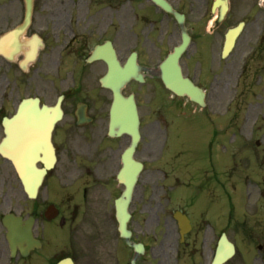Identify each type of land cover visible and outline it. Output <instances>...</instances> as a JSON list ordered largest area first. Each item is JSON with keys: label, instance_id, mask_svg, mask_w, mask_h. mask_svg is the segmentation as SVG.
<instances>
[{"label": "flooded vegetation", "instance_id": "flooded-vegetation-1", "mask_svg": "<svg viewBox=\"0 0 264 264\" xmlns=\"http://www.w3.org/2000/svg\"><path fill=\"white\" fill-rule=\"evenodd\" d=\"M58 1H46L45 9L34 5L29 26L15 34L25 6L20 0L0 2V264H62L68 258L75 264H213L221 238L234 245L226 261L224 246L222 264H264V170L253 180L240 172L233 181L225 160L215 163L199 146L189 176L183 175L181 101L159 78L149 97V75L156 71L133 46L134 33L140 34L135 29H155L171 41L181 28L176 17L153 0ZM166 1L185 15L193 40L194 29L214 23L215 0ZM39 11L48 20L35 19ZM39 37L44 44L37 59L24 64ZM111 50L122 63L136 53L142 66L144 80L132 79L123 88L126 96L135 95L140 114L136 146L111 119L113 91L101 82L109 70L101 55L111 58ZM198 54L208 61L210 47ZM191 76L199 84L210 81L208 73ZM19 110V119L31 120L18 124L16 133L35 160L29 190L1 152L6 118ZM263 149L260 141L257 157ZM130 150L142 168L127 206V240L119 232L117 200L126 189L120 172ZM7 218L14 220V245Z\"/></svg>", "mask_w": 264, "mask_h": 264}, {"label": "rangeland", "instance_id": "rangeland-1", "mask_svg": "<svg viewBox=\"0 0 264 264\" xmlns=\"http://www.w3.org/2000/svg\"><path fill=\"white\" fill-rule=\"evenodd\" d=\"M46 1L53 6L60 4L58 0H36L35 5L45 9L42 6ZM35 19L48 20L42 11L37 13ZM240 21H245V27L236 47L229 57L222 59L220 53L225 32ZM209 26L194 29L199 40L188 49L183 64H186L191 71H195L198 76H202L204 72L208 73L207 79L210 81L206 88L210 93L208 102L210 112L213 114L209 117V126L217 128L218 133L216 134L214 130L208 136L207 125L193 126L195 116L191 111L188 112V116L180 115V121L186 126V129L181 131L180 139L182 141L186 138L187 143L180 148L179 163L183 167L190 164L195 146L204 142L203 150L213 153L215 162L225 159L231 180H236L240 172L247 175L249 180H253L257 170H264L263 156L261 155L260 158L256 156L254 145L249 146L243 134L249 140L251 138L255 140L262 121L261 130L264 129V1L230 0V11L225 21L220 25H214L211 28V35H208ZM135 32L140 34L138 36L134 33L133 46L138 47L147 61L156 65L160 50L157 45L161 46V37L157 35L159 31L149 28L135 29ZM204 45L210 47L208 61L199 60L198 53ZM164 47L162 50H165L167 45ZM153 84L154 82H150V99L154 95ZM182 106L191 109L195 105L184 102ZM246 120L248 121L244 126ZM260 138L264 145V135ZM207 139L208 141L205 142ZM188 168L183 169V175H189L184 172Z\"/></svg>", "mask_w": 264, "mask_h": 264}, {"label": "water", "instance_id": "water-1", "mask_svg": "<svg viewBox=\"0 0 264 264\" xmlns=\"http://www.w3.org/2000/svg\"><path fill=\"white\" fill-rule=\"evenodd\" d=\"M158 4L162 5L166 9H170V7L167 6L164 0H155ZM26 4L28 7L27 15H26V25L30 21L31 17V10L33 5V0H26ZM228 10L227 0H225V7L222 10L221 16L226 14V11ZM175 15L179 18V20H183L184 16L175 12ZM25 28V27H24ZM23 28V29H24ZM243 28V23H240L238 26L230 28L229 31L226 34V41L224 44V56L227 55L231 49L233 48L235 41L239 34L241 33V30ZM183 42L181 45L175 47L174 51L171 52L168 57L161 63L160 65V75L165 83V85L171 89L173 92H175L178 95H187L192 101H195L201 105L205 104L204 98L205 93L201 88L196 86L188 77H185L182 73L181 66H180V57L184 50L186 49L189 41V36L186 33V30H183ZM113 69V75L111 74L106 75L103 78V85L108 86L112 88L115 92V100L116 108L114 110V117H124L127 119L128 124L130 126L132 125L134 127L133 134L135 135V138L138 137V125H139V118L137 109L135 106V101L133 97L125 98L121 94V87L124 85L125 82H127L130 78H138L139 74L137 71L136 66L132 67L130 70H126L120 66L119 63H116L114 61V65L112 66ZM114 77V78H113ZM113 78V79H112ZM24 115H20L16 118L11 119L8 122V138L6 141V144L3 148V153L8 156L13 163L21 168L22 175L28 176L29 178V171H26L28 166H32L34 164V158L30 154V151H28L25 147L22 148L19 140L17 139L18 135L16 134L18 132V124H31V120H25L19 119L23 117ZM21 131V130H19ZM23 131V130H22ZM20 136V135H19ZM23 142H25L27 139H21ZM137 164L133 165V172H132V180L136 181L137 176L139 174V166H136ZM25 176V177H26ZM130 182V186L128 191L125 195L129 197L131 188H132V182ZM124 198L122 197L119 201V220L121 224V230L123 234L125 233V216H124V204H125ZM13 239V237H12ZM220 261H217L215 264H220Z\"/></svg>", "mask_w": 264, "mask_h": 264}, {"label": "bare ground", "instance_id": "bare-ground-1", "mask_svg": "<svg viewBox=\"0 0 264 264\" xmlns=\"http://www.w3.org/2000/svg\"><path fill=\"white\" fill-rule=\"evenodd\" d=\"M251 110H252V108L249 111H251Z\"/></svg>", "mask_w": 264, "mask_h": 264}]
</instances>
